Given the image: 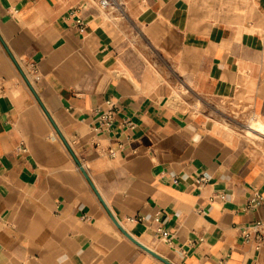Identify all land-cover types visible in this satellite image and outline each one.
I'll list each match as a JSON object with an SVG mask.
<instances>
[{
  "label": "crops",
  "instance_id": "crops-1",
  "mask_svg": "<svg viewBox=\"0 0 264 264\" xmlns=\"http://www.w3.org/2000/svg\"><path fill=\"white\" fill-rule=\"evenodd\" d=\"M98 1L0 0V264H167L76 158L172 264H264V0Z\"/></svg>",
  "mask_w": 264,
  "mask_h": 264
},
{
  "label": "built area",
  "instance_id": "built-area-1",
  "mask_svg": "<svg viewBox=\"0 0 264 264\" xmlns=\"http://www.w3.org/2000/svg\"><path fill=\"white\" fill-rule=\"evenodd\" d=\"M98 3L101 8L119 5L117 0H99ZM76 23L80 32L86 29L83 18L77 17ZM97 112V129L102 131L110 130L114 126L119 108L116 101L108 98L104 101L103 105L98 108ZM124 123L133 127V122L130 120H126ZM241 235L244 240L251 242L257 250L264 249V219L255 220L249 226L242 228Z\"/></svg>",
  "mask_w": 264,
  "mask_h": 264
},
{
  "label": "water",
  "instance_id": "water-1",
  "mask_svg": "<svg viewBox=\"0 0 264 264\" xmlns=\"http://www.w3.org/2000/svg\"><path fill=\"white\" fill-rule=\"evenodd\" d=\"M76 162L78 163V165L80 166L82 172L85 174L86 178L88 179V181L90 182L93 190L96 192L98 198L100 199V201L102 202V204L108 209V212L110 214V216L112 217V219L114 220V222L116 223V225L118 226V228L131 240H133L135 243H137L139 246H141L142 248H144L145 250H147L149 253L153 254L154 256L158 257L159 259L163 260L165 263L167 264H172L171 262H169L167 259H165L163 256L159 255L157 252H155L154 250L150 249L149 247H147L146 245L142 244L138 239H136L131 233H129L122 225L121 223L115 218V216L112 214V212L109 210L106 202L104 201L103 197L101 196V194L99 193V191L97 190V188L95 187V185L92 183L86 169L84 168V166L79 162V160L76 158Z\"/></svg>",
  "mask_w": 264,
  "mask_h": 264
},
{
  "label": "rangeland",
  "instance_id": "rangeland-1",
  "mask_svg": "<svg viewBox=\"0 0 264 264\" xmlns=\"http://www.w3.org/2000/svg\"><path fill=\"white\" fill-rule=\"evenodd\" d=\"M110 10H116L117 11V13H118V10L116 9V6H110V7H108Z\"/></svg>",
  "mask_w": 264,
  "mask_h": 264
}]
</instances>
